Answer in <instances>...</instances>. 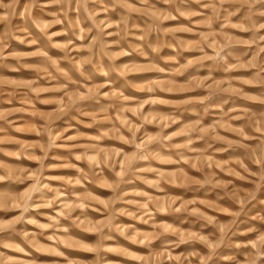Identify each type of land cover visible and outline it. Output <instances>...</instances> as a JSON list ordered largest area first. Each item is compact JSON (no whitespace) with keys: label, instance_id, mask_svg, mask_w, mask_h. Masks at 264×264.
<instances>
[{"label":"rangeland","instance_id":"obj_1","mask_svg":"<svg viewBox=\"0 0 264 264\" xmlns=\"http://www.w3.org/2000/svg\"><path fill=\"white\" fill-rule=\"evenodd\" d=\"M0 264H264V0H0Z\"/></svg>","mask_w":264,"mask_h":264}]
</instances>
